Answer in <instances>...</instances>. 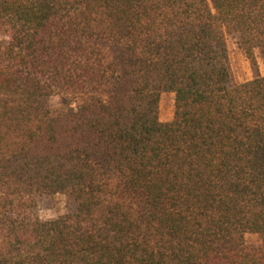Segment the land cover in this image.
Listing matches in <instances>:
<instances>
[{
  "label": "trees",
  "instance_id": "16d2710c",
  "mask_svg": "<svg viewBox=\"0 0 264 264\" xmlns=\"http://www.w3.org/2000/svg\"><path fill=\"white\" fill-rule=\"evenodd\" d=\"M227 36L264 63V0H0V264H264V75Z\"/></svg>",
  "mask_w": 264,
  "mask_h": 264
},
{
  "label": "rangeland",
  "instance_id": "374dc122",
  "mask_svg": "<svg viewBox=\"0 0 264 264\" xmlns=\"http://www.w3.org/2000/svg\"><path fill=\"white\" fill-rule=\"evenodd\" d=\"M229 69L232 84H239L253 79L257 75H264V63L259 49L254 50V61L247 58L244 50L240 48L234 38L226 37ZM174 98L172 92H162L159 101V120L169 122L174 114ZM54 106H58L57 99H53ZM73 209L71 198L63 194L43 196L35 210V216L41 220L56 218L59 215L70 212ZM245 242L249 247L258 246L261 243L259 234L248 232L245 234Z\"/></svg>",
  "mask_w": 264,
  "mask_h": 264
}]
</instances>
